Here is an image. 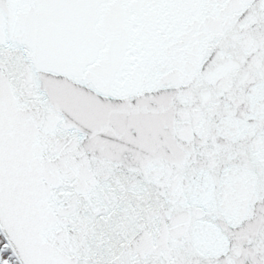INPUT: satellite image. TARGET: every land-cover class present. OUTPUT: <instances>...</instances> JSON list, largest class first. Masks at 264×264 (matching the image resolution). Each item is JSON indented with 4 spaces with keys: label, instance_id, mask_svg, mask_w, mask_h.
<instances>
[{
    "label": "snow or ice",
    "instance_id": "1",
    "mask_svg": "<svg viewBox=\"0 0 264 264\" xmlns=\"http://www.w3.org/2000/svg\"><path fill=\"white\" fill-rule=\"evenodd\" d=\"M0 264H264V0H0Z\"/></svg>",
    "mask_w": 264,
    "mask_h": 264
}]
</instances>
